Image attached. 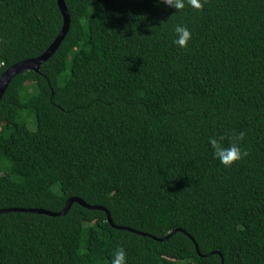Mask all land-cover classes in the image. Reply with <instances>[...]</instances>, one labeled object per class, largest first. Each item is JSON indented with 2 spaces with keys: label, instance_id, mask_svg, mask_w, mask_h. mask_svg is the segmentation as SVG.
I'll return each mask as SVG.
<instances>
[{
  "label": "trees",
  "instance_id": "1",
  "mask_svg": "<svg viewBox=\"0 0 264 264\" xmlns=\"http://www.w3.org/2000/svg\"><path fill=\"white\" fill-rule=\"evenodd\" d=\"M67 34L0 99V264H264V0H64ZM187 26V47L173 43ZM56 0H0V76L43 54ZM244 132L220 164L209 136Z\"/></svg>",
  "mask_w": 264,
  "mask_h": 264
},
{
  "label": "water",
  "instance_id": "2",
  "mask_svg": "<svg viewBox=\"0 0 264 264\" xmlns=\"http://www.w3.org/2000/svg\"><path fill=\"white\" fill-rule=\"evenodd\" d=\"M56 2H57V5H58V8H59V11L61 13L62 20H63V25H62V28H61L59 34L57 35V37L54 39V41L51 43V45L46 49V51L43 54H41L40 56H38L36 58L26 59V60L20 61L16 64L10 66L9 68H7L1 74V76H0V99L2 98L5 90L7 89L10 81L12 80V78L14 76L21 74V73H24V72H28V71L38 72L40 69V66L54 53V51L58 48L59 44L61 43V41L63 40V38L67 34L68 29H69V25H70V17H69L68 11L66 9V5L64 3V0H56ZM73 203H78L79 205H81L82 207H85L87 209L104 211L106 214L107 222L113 228L120 229V230H122V229L128 230V231L137 233V234L142 235V236L150 237L156 241H165L177 231H180V232H183L184 234H186L185 231H183L181 229H176V230H173L172 232H170L169 234H167L164 238L157 239V238L152 237V236L147 235V234L135 232L129 228L119 227V226H116L112 222L110 214L105 208L100 207V206H90V205L86 204L83 200H81L79 198H73V197L69 198L65 202L63 209L59 212H51V211H47L44 209L7 208V209H0V213L27 212V213L43 214V215H47V216H51V217H57V216L65 215L69 211V209ZM188 237L191 239L192 242H194L196 252L199 256L204 257V256H209L211 254H217L220 256L221 262L223 264L222 256L218 251L210 253L208 255H201L199 252L198 246L195 243V241L193 240V238H191L189 235H188Z\"/></svg>",
  "mask_w": 264,
  "mask_h": 264
},
{
  "label": "clouds",
  "instance_id": "3",
  "mask_svg": "<svg viewBox=\"0 0 264 264\" xmlns=\"http://www.w3.org/2000/svg\"><path fill=\"white\" fill-rule=\"evenodd\" d=\"M161 2L167 7L174 8L175 11L186 7V0H161ZM187 3L197 10L202 9L203 7V0H187ZM173 31V43L180 48L187 47L192 38L190 29L183 24H177L174 26ZM244 135V132L238 134L233 133L227 143L225 141L228 138L224 135L209 136L208 145L212 151L214 159L225 167H230L246 157L248 152L240 145V141L243 139ZM108 264H127V253L125 249L123 247L115 248Z\"/></svg>",
  "mask_w": 264,
  "mask_h": 264
}]
</instances>
